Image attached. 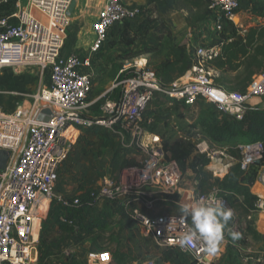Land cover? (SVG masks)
<instances>
[{
    "label": "built area",
    "instance_id": "built-area-1",
    "mask_svg": "<svg viewBox=\"0 0 264 264\" xmlns=\"http://www.w3.org/2000/svg\"><path fill=\"white\" fill-rule=\"evenodd\" d=\"M71 5L72 0H14L11 11L0 13V72L31 66L48 76V84L40 83L32 95L30 108L18 107L11 114L0 111V151L9 153L0 172V264H39L41 226L54 198L60 170L81 131L92 128L117 135L120 144L135 148L140 158L137 165L104 175L91 195L93 200L103 199L123 208L159 249H173L190 264H215L224 237L231 231L221 228L218 214L231 215L232 210L217 196V190L198 194L197 181L195 185L183 183L179 166L167 159L160 136L147 128L144 114L157 95H164L185 104L204 100L217 115L242 121L246 105L264 98V70L252 78L243 94L215 88V72L208 65L220 53L216 43L195 48L189 79L164 90L147 60L135 61L119 71V82L112 88H120L117 101L101 107L99 117H90L85 109L93 86L89 72L94 61L112 31L139 17L140 9H128L119 0H106L92 26L93 40L88 50L83 55H63ZM210 9L217 13L214 30L221 34L225 24L234 22L241 7L238 0H213ZM192 143L194 153L209 160L207 168L212 176L220 178V171L214 167L222 165L223 151H216L201 135L194 136ZM235 150L241 170L262 157L259 142L238 143ZM43 200L48 201L45 211L40 209ZM55 200L64 208L79 206L77 198ZM165 203L175 205L182 213L162 212ZM255 206L263 209L264 203L258 200ZM61 221L78 230L72 221ZM110 262V253L87 256V264ZM142 264L160 262L147 260Z\"/></svg>",
    "mask_w": 264,
    "mask_h": 264
},
{
    "label": "trees",
    "instance_id": "trees-1",
    "mask_svg": "<svg viewBox=\"0 0 264 264\" xmlns=\"http://www.w3.org/2000/svg\"><path fill=\"white\" fill-rule=\"evenodd\" d=\"M213 0H166L164 7L159 9L149 8L140 10V15L145 19V29H151L158 33L157 47H144V53L149 56L147 64L152 69L164 90H172V84L182 78L195 64L194 51L181 45L179 39L173 34L167 21L161 20L157 13L167 15L171 12L185 11L189 20V26L208 20L213 10L210 9ZM240 7L245 0H238ZM250 3H257L264 6V0H248ZM124 23H129L125 21ZM124 23L120 26L122 27ZM119 27V28H120ZM118 28V27H117ZM113 33V31H112ZM137 37L130 35V29H126L120 35V44L130 47ZM220 53L218 57L209 63V67L215 72L213 86L226 92L243 94L252 81V78L264 70V26L251 29L243 41L227 40L220 38ZM167 98V97H166ZM170 103L179 107L181 102L167 98ZM100 113V112H99ZM99 117V116H98ZM192 135L179 137L171 141L167 138L163 142V149L167 159L177 163L182 174L190 171L197 180L198 194H205L213 189L217 190V196L224 200L232 208L235 205H247L250 203L249 189L256 182L258 173L264 168V111L248 110L242 121H231L225 116L216 113H205L197 118L194 125L190 126ZM103 128L85 129L82 131H93L97 135L99 149L95 156L100 157L104 152H112L110 161V173L119 171L124 167L133 165L132 154L138 151L135 148H125L120 144L118 136L109 132V135H99ZM198 129V130H197ZM81 131V133H82ZM105 132H108L104 129ZM196 135H201L211 145L220 148L227 147V152L234 159L226 174L220 178H213L205 168L209 165V160L205 156L194 154L192 139ZM242 142H259L262 145V157L260 161L249 166L246 170H241L240 164L236 162L238 153L235 146ZM86 144L95 146L86 139ZM92 190L81 192L78 196L68 198L72 201L77 198L79 206L77 208H64L57 200L52 202L46 220L42 222L41 242L43 246L49 245L56 228L59 232L73 234L74 227L61 221V218L70 220L77 227V231L101 230L107 226L109 219L115 212L121 215L123 223L120 227L122 232L129 215L121 207L114 206L108 202L105 211L98 212L94 207ZM116 210H114V209ZM220 226L227 228L230 223L229 214L222 212L218 214ZM84 221H86L84 223ZM248 234H252L251 229H247ZM151 241V240H150ZM148 241L141 244L137 237L130 234L124 239V248L117 249L111 253L110 264H139L143 260V255L147 254L152 243ZM153 246V245H152ZM231 247H228V250ZM45 253L39 255V264ZM161 263L164 264H190L189 261L179 252L173 249H163ZM234 263L236 259L228 256Z\"/></svg>",
    "mask_w": 264,
    "mask_h": 264
},
{
    "label": "rangeland",
    "instance_id": "rangeland-1",
    "mask_svg": "<svg viewBox=\"0 0 264 264\" xmlns=\"http://www.w3.org/2000/svg\"><path fill=\"white\" fill-rule=\"evenodd\" d=\"M243 2L249 3L248 0ZM242 2V9H245V4ZM14 0H0V13H6L13 9ZM255 15H258V11H255ZM35 16L42 18L39 13L35 12ZM145 19L143 15H139L135 20L124 23L122 27H118L113 30L107 45L104 47L102 53L96 58L94 64L89 72L92 77V91L88 96L86 104L89 105L85 109V114L90 117H98L101 115L100 108L103 107L106 103L117 101L120 95V88L117 87L112 90L113 86L116 85L119 80L116 81L119 71L125 66L133 65L135 61L147 60L149 56L144 53V47H148L146 41L152 35L151 29H145ZM128 27L130 29V35L134 34L137 39L134 44L130 47H126L120 44V35ZM85 39V40H84ZM76 44L71 45L67 40L64 45L63 50H68L69 53H76L83 55L89 46L90 38L87 40L84 35V31L77 35ZM71 46V47H70ZM34 69L37 74H35L36 81L38 80L42 84H48L47 73H41V71L36 67H24L21 69H12L20 71L22 69ZM181 102V101H179ZM100 112V113H99ZM205 113L214 114L217 112L213 109L212 106L207 104L204 100H198L194 104H181L176 106L164 95H157L147 106V109L144 114V120L148 125V129L156 134H158L161 140L164 142L167 138L173 141L176 138L187 137L192 135L189 130L190 126L194 125L201 115ZM198 130V129H197ZM107 131V130H106ZM99 135H109V131L105 132L104 129L100 131ZM97 135L93 134V131H82L80 136L77 138V141L71 150L65 164L62 166L57 186L54 192V198H73L78 196L81 192L86 190L96 191L99 188L101 178L106 174H117L118 171L110 173V161L112 158V152H104L102 156L96 157L95 154L99 149V143L97 142ZM86 139L90 143H95V146H89L86 144ZM216 151L220 150V147L214 145ZM195 154V153H194ZM131 158L133 160V165H137L140 162L139 154H132ZM205 170L211 173L210 168H205ZM213 177V176H212ZM214 178V177H213ZM219 178V177H218ZM198 177L195 178L194 174L190 171L183 173V183L185 184H196ZM216 190V189H215ZM94 207L96 214L101 211H105L107 206L111 207L108 202L103 199H98L94 201ZM45 205V204H44ZM44 205H41L42 207ZM116 206V205H114ZM163 209L173 208L169 211H174L182 213L179 208L170 203L162 204ZM114 209V208H113ZM116 210V209H114ZM243 208L240 205H235L232 208V214L229 215L230 223L227 228H231V231L224 237V251L228 249L230 245H234L237 248H245L248 246V243L240 240L237 236L245 228V221L243 220ZM47 217V216H46ZM46 217L44 220H46ZM45 222V221H44ZM125 223L122 221L121 215L115 212L114 215L109 219L107 226L104 229L97 230L95 236H90L85 230H80L84 232L80 239L74 237L62 238L57 236L52 238V248L54 249H64L68 251V257L70 259V264H85L88 253L93 247V242H96L97 245H104L102 249L108 250L113 253L115 250L124 248V239H127L130 234L137 237V241L141 244H144L148 241L150 244V251L143 255V260L141 263H145L147 260L153 261L155 263L160 262L163 249H159L152 238L147 235L142 229H140L136 224L133 223L132 219L128 218L127 224H125L123 231H120L121 225ZM226 228V229H227ZM42 232V226H41ZM41 233L38 240V253L39 255L42 252H45V246L41 242ZM224 253V252H223ZM220 253V256L216 264L222 263V258L224 254ZM233 254V253H232ZM236 254V253H235ZM160 264H164L161 263Z\"/></svg>",
    "mask_w": 264,
    "mask_h": 264
},
{
    "label": "crops",
    "instance_id": "crops-1",
    "mask_svg": "<svg viewBox=\"0 0 264 264\" xmlns=\"http://www.w3.org/2000/svg\"><path fill=\"white\" fill-rule=\"evenodd\" d=\"M119 1L128 9L138 8L141 11L149 8L157 10L164 7L166 4V0ZM105 3L106 0H72V5L67 15L69 19L66 39L67 43L69 42L71 45L76 44L77 35L84 31L85 38L87 40L90 38L89 43L91 44L93 40L92 26ZM255 11L259 12L258 15L253 13ZM157 16L161 20L167 21L168 26L171 28L173 34H175L179 39L181 45H184L193 51L197 47L215 45L220 38L235 40L238 42L243 41L251 29L264 26V6L250 2L245 4V9L240 10L233 23L225 24L224 31L221 34H217L214 30V22L217 18V13L215 12H213L212 16L208 20L192 27L189 26V20L185 11L171 12L167 15L157 13ZM151 34L152 35L148 41H146V44L152 47H157L159 43L158 33L152 31ZM68 54H71L69 53V49L67 51L63 50V55ZM35 74H37V72L34 69L28 68L20 71L4 69L0 72L1 112L11 114L18 107H24L25 109L31 107V97L38 90L41 83L39 80L38 82L36 81ZM188 79L189 71L182 78L177 80L175 84L179 86L185 83ZM246 110L264 111V98L252 100L246 105ZM220 150L223 151L224 154L222 165H215L214 168H217L220 171L221 177H223L226 174L229 165L234 162V159L228 155L227 147L220 148ZM261 177L263 181H260ZM249 198L251 199L249 204L240 205L244 210L243 220L246 224L244 230L237 235L240 240L248 243V246L238 249L234 244L230 245L229 247L231 248L226 251L222 248V253L224 252L222 263L224 264H264V207L263 209H257L255 206V203L258 200H261L264 203V168L260 169L256 182L249 189ZM41 205L44 206L42 207ZM47 205L48 202L43 200L40 204V209L45 211ZM171 209L173 208L162 209V212L169 211ZM85 222L86 221H84V223ZM248 228L252 230V234L247 233ZM53 231L54 234L52 238L61 236L62 238L74 237L76 239H80L82 234H84V232L78 233V231H75L73 234L59 232L56 228H54ZM96 232L98 231L93 230L92 232H88V234H91L90 236H95ZM102 246L93 242V247L90 249L88 255L96 253L111 254L110 251L102 249ZM44 253L45 254L43 255L40 264H70V259L67 255L68 251L62 248H52V240L49 245L46 246ZM229 255L233 259H236L234 263L230 261L228 257ZM85 264H87V259Z\"/></svg>",
    "mask_w": 264,
    "mask_h": 264
},
{
    "label": "water",
    "instance_id": "water-1",
    "mask_svg": "<svg viewBox=\"0 0 264 264\" xmlns=\"http://www.w3.org/2000/svg\"><path fill=\"white\" fill-rule=\"evenodd\" d=\"M8 158H9L8 152L0 151V172L4 170ZM227 209H229V206H227Z\"/></svg>",
    "mask_w": 264,
    "mask_h": 264
},
{
    "label": "bare ground",
    "instance_id": "bare-ground-1",
    "mask_svg": "<svg viewBox=\"0 0 264 264\" xmlns=\"http://www.w3.org/2000/svg\"><path fill=\"white\" fill-rule=\"evenodd\" d=\"M44 201H47V200H44ZM47 202H48V201H47ZM41 203H42V202H41ZM41 203H40V204H41Z\"/></svg>",
    "mask_w": 264,
    "mask_h": 264
}]
</instances>
